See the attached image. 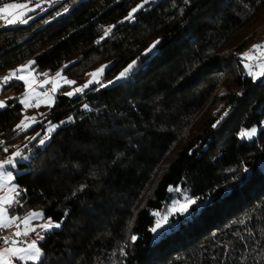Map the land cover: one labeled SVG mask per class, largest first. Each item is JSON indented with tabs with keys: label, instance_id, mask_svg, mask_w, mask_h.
<instances>
[{
	"label": "trees",
	"instance_id": "1",
	"mask_svg": "<svg viewBox=\"0 0 264 264\" xmlns=\"http://www.w3.org/2000/svg\"><path fill=\"white\" fill-rule=\"evenodd\" d=\"M141 3L57 0L27 24L0 26V73L32 57L38 71L67 64L78 76L107 63V80L138 60L107 87L57 93L45 120L72 122L16 164L23 208L10 210L41 209L62 224L26 264H264V78L240 56L264 23V0H151L124 21ZM157 39L158 53L143 55ZM17 82L9 86L23 90ZM22 116L9 99L2 140L23 135ZM255 126L253 138L241 136ZM185 196L205 198L201 212L153 233L154 213Z\"/></svg>",
	"mask_w": 264,
	"mask_h": 264
},
{
	"label": "snow or ice",
	"instance_id": "2",
	"mask_svg": "<svg viewBox=\"0 0 264 264\" xmlns=\"http://www.w3.org/2000/svg\"><path fill=\"white\" fill-rule=\"evenodd\" d=\"M150 3H151V0H143V3L138 4L134 8H131L128 15L126 17H124V21H128V22L134 21L136 19L135 14L138 11L142 10L145 7V5L150 4ZM24 7H25V5H23V4L6 3V4H4V6L2 8H0V13H6L9 11V9H19V8H24ZM35 9H41L43 11H46V9L42 8V5L39 2H37L35 4V8L29 9V11H35ZM68 11H69L68 7L63 8V12H68ZM61 14L62 13H60V12L56 13L57 16L61 15ZM32 18H34V17H28V19H19L18 20L15 18H8V17L0 16V19L7 20V25H13L16 23L27 24L28 20L32 19ZM113 27H115V26H113ZM113 27H109L108 29H106L104 32V37H101V39H104L105 37H107L112 32ZM159 43H160L159 39L154 41L152 43V45H150L145 50L143 55H145V56H147L149 54L156 55L158 53L157 45ZM257 52L260 53V56L255 55V53H257ZM243 57H244V59L249 60V61H251L253 59H261L262 57H264V45H262V44L253 45L251 51L243 53ZM34 64H35V61H30L28 64H25V65L19 67L18 69L12 70L8 75H6L3 78V81L0 82V86H3L4 84H7L9 81L16 79L19 81H24L27 84V87L32 88L33 87L32 82L30 80H28L25 75H23V74L17 75V73L18 72L19 73H28V75H32V72L29 71V69ZM137 64H138V60H133L118 74L117 77H115L114 80L108 81L107 84H103L100 82V77L102 76V74L105 70V68L102 67L101 69L91 73L92 79L89 80L87 83H85L83 86L75 87L72 91H68L66 93H63V95H65L67 97H73L79 93L85 92V90L88 89L91 85H96V84H99L100 87H107L108 85L116 83V81H119L121 79L126 78L129 75V73L132 72L137 67ZM195 67L196 66L194 65L193 69ZM245 67L252 68L253 65L252 64H246ZM259 67L261 68V71L258 73V75L264 76V63H261L259 65ZM249 74L253 75V76L257 75L256 73H251V72ZM221 75H222V73H221ZM57 79H62L63 85H75L76 84L75 80H72V79H69L66 77H62L61 72H57L56 76L54 78H52L51 81L47 80V79L44 80L43 85L46 86L49 83H51L53 85L50 92L45 91L42 94L44 99L41 102L46 104L49 107L53 106V104H54L53 95L57 93L58 87L61 86V85H58L56 83ZM14 99L18 100L19 103L22 106H24L25 108H31V107L39 108L41 106V102H37L35 104L30 103L27 95H25L22 99L20 97H16ZM4 107H5V103L0 102V108H4ZM84 108H88V105L85 104ZM222 118L223 117H221V119ZM72 119H73L72 117H69L68 119H66L64 121H60L59 124L70 123V122H72ZM28 121H32L33 123H37L35 116H31V117L25 116L21 120V122L15 126V128L18 130L26 131L28 128H30L32 126V124L28 123ZM217 123H219V120L217 121ZM59 124L55 123V122H51V121L48 122L47 128L45 129V131L47 132V135L43 139L39 140L40 145H44L46 143V141L51 137V134L57 129ZM255 134H256V128H253L250 132L241 133V135L244 137H251V136H254ZM37 136H39V133H37ZM31 139H36V137L34 136ZM0 144H2V142H0ZM3 151L8 152L9 149L5 147V148H3ZM21 156H22V153L20 151L13 152L11 157L0 161V170H5L6 167H10V166L17 164L18 161L16 158L21 157ZM4 175L6 176L8 181L13 180V174L10 171H5ZM10 191L12 193H14V196L11 199L5 198V199H3L2 202H0V228H7L11 223H14L17 220L21 219L20 217H17V216H12L11 218H9L8 217L9 208L5 207V205L11 206L13 204H19V206L21 208H23V204L20 202V195H21L22 189H18L15 185H11ZM169 191H177L178 192V191H180V189L179 188H176V189L170 188ZM205 204H206V200L203 197H195V198L188 197L185 199L184 203H182V204L179 203V201H177L175 204H173V209H178V211L180 213L184 214L186 219H189V218H192V217H195L196 215H198L201 212V210L204 208ZM66 215L67 214H65V216ZM154 215H159V214L154 213ZM43 217H44L43 212L33 211V212H30L29 214H27L25 217L22 218V224L24 225V231L18 230L16 233L13 234L14 237L19 238L22 236H27L29 234L28 229L30 227H31V231L36 232L37 227L41 228L45 231H50L52 229H58L62 226L61 222L53 223L50 218L48 219V221L46 223L38 225L36 227H32L30 225L31 221L36 220V219H43ZM165 225L169 228L172 226L168 223V216L163 217V224L161 223V220H159V219L156 220L155 227H153L151 229V231L153 233H157L159 235L161 231L166 230ZM37 235L39 236L40 241H42L44 239V237L40 236L39 233H37ZM137 238L138 237L136 235L131 236L132 241H136ZM3 242L5 244H8L9 243L8 238H3ZM12 243H13V246L0 249V264H13L14 260H17L18 264L20 261H23L25 259H27L28 261H39V260H41L42 253H41L40 248L37 246L38 245L37 239H33L30 243L27 244L26 247L15 246L17 243L23 244L24 241H22V240H15V241H12ZM244 247L246 248L247 245L245 244ZM225 256H227V253H225ZM252 264H262V262L259 259H255L252 261Z\"/></svg>",
	"mask_w": 264,
	"mask_h": 264
},
{
	"label": "rangeland",
	"instance_id": "3",
	"mask_svg": "<svg viewBox=\"0 0 264 264\" xmlns=\"http://www.w3.org/2000/svg\"><path fill=\"white\" fill-rule=\"evenodd\" d=\"M57 0H28V1H23V2H8V3H15V4H23L25 5L24 8H19V9H9L8 12L6 13H0V16L3 17H8V18H15V19H28V17H34L36 16L39 12L43 11L41 9H35V11H29V9H33L35 8V4L37 2H39L42 5L43 9H46L47 7H49L52 3H54ZM6 4V3H5ZM4 6V4L0 5V8H2ZM37 11V12H36ZM23 14V15H22ZM30 20V19H29ZM28 20V21H29ZM7 24V20L5 19H0V26ZM255 44H262L264 45V23L262 25H260L258 27V32L256 35L255 40L249 42L244 48L243 50L240 52V56H241V61H242V65H243V69L244 71L249 74L251 73H256L257 75L253 76L254 78L258 79V78H264V76H259L258 73L261 71V68L259 67V65L261 63H264V57H262L261 59H253L251 61L244 59L243 57V53L245 52H249L252 50L253 45ZM256 56H260V53L257 52L255 53ZM30 61H34V59L32 57H29L25 62L22 63H18L13 65L12 67L8 68L7 70L3 71L0 73V82L3 81V78L8 75L12 70L18 69L19 67L28 64ZM246 64H252L253 67L252 68H247L245 67ZM67 64H64L63 66L59 67L56 70L53 71H38L34 65L31 66V68L29 69V71L32 72V75H28V73H17V75H25L27 77L28 80H30L33 84L32 88L27 87V84L24 81V88L23 90H21L20 88L16 89L15 85H18V82L16 79H13L12 81H9L7 84H4L3 86H0V102H4L5 105L7 103V101L11 98H15V97H20L21 99L27 95L29 98V102L32 104H35L37 102H41L44 98L42 96L43 92L45 91H51V88L53 87V85L51 83H49L48 85H43V81L44 80H52V78H54L56 76L57 72H61L62 73V77H66L72 80L76 81L75 85H63V80L62 79H57L56 83L58 85H61L60 87H58V91L57 93L63 91V92H68V91H72L75 87H81L83 86L85 83H87L89 80L92 79L91 73H93L94 71H97L99 69H101L102 67L107 68L108 64L107 63H101V64H97L92 66V68L88 69L87 71H85L83 73V75H74L71 74L69 72H65L64 68ZM106 66V67H105ZM105 70L102 74V76L100 77V82L103 84H107L108 81H112L115 79V77L118 76V74L114 77H111L107 80L104 79L103 75L105 73ZM250 75V74H249ZM79 77H82L81 79ZM16 80V81H14ZM19 81V80H18ZM15 82V85L9 86L10 83ZM99 85V84H97ZM226 92V89L223 85H220L219 88L216 91L217 95H222ZM56 94L53 95V100L55 102V97ZM52 107V106H51ZM49 106H47L46 104L41 102V106L39 108L36 107H31V108H25L23 106V116L22 118L18 121L17 124H19L21 122V120L25 117V116H35L37 123H33L32 121H28V123L32 124V127H34L32 130L26 131L24 130H18L19 133H23V135H21L20 137L17 138V140H15V142L12 143H8L5 140H2L0 138V142H2V144H6L7 148L9 149L8 152H4L3 151V147L0 148V161L7 159L9 157L12 156L13 152L15 151H20L22 153L23 156L16 158L17 161H26L28 160V158L30 157L32 150H33V146L32 143H34V145L37 146H43L39 144V140L43 139L46 135L47 132L45 131V129L47 128L48 122L49 120H45V113L51 108ZM1 109V108H0ZM52 122V121H51ZM256 128V133L259 131V128L257 126L253 127ZM253 128H251L250 130H243V132H250ZM37 133H39V136H37ZM42 135V137H41ZM256 135V134H255ZM254 135V136H255ZM36 137V139H31L32 137ZM242 136V135H241ZM254 136L251 137H244V138H248L251 139ZM47 142V141H46ZM5 171H10L13 174V180L12 181H8L6 176L4 175ZM17 173H20V171L17 168V165H13L10 167H6L5 170H0V202L3 201V199L5 198H9L11 199L14 196V193H12L10 191V186L11 185H15L18 189L19 186L16 184L15 182V175ZM188 198L187 196H185L183 199L181 200H176L173 201L168 210L167 211H163V212H156L159 215H157L158 219L161 220V223L163 224V217L164 216H168V223L170 224V219L172 218V216H175L176 214L180 213L178 211V209H173V204H175L177 201H179V203H184L185 199ZM16 205V204H13ZM9 205H5V207L8 208ZM12 206V205H11ZM33 211H37V212H43L41 209H33L30 212ZM30 212H28L27 214H29ZM44 213V212H43ZM27 214L21 215L19 214L16 210H10L9 208V212H8V217L11 218L12 216H17L20 217L21 219L17 220L14 223H11L7 228H0V232L5 231L7 229L13 232H17L19 231H24V225L22 224V218L25 217ZM50 217H46L44 215L43 219H36L30 222V225L32 227H36L38 225L44 224L48 221ZM51 221L53 223H57L58 221L53 220L52 218H50ZM165 227H167L165 225ZM55 229H52L50 231H53ZM29 234L27 236L31 237V241L33 239H37L38 240V247L41 250V253L43 255V250L40 246V239L39 236L37 235V233H39L40 236L45 237L47 232L50 231H45L41 228L37 227L36 232L31 231V227L28 229ZM15 241V240H14ZM13 246V243L12 245ZM10 246V247H11ZM17 247H26V246H20L18 243L15 245ZM27 262H37V261H28L27 259L20 261L19 264H26ZM13 264H18L17 260L13 261Z\"/></svg>",
	"mask_w": 264,
	"mask_h": 264
},
{
	"label": "built area",
	"instance_id": "4",
	"mask_svg": "<svg viewBox=\"0 0 264 264\" xmlns=\"http://www.w3.org/2000/svg\"><path fill=\"white\" fill-rule=\"evenodd\" d=\"M2 147L3 148H5V147L7 148L6 145H3ZM10 207L11 206H8V208H10ZM14 233H16V232H13V231L10 232L9 229L0 232V249H3L5 247H10L12 245V241H14V240H22V241H24L23 244H19L18 243L20 246H27V244L31 242V237L30 236H22V237L16 238L13 235ZM3 238H8L9 243L5 244L3 242Z\"/></svg>",
	"mask_w": 264,
	"mask_h": 264
}]
</instances>
